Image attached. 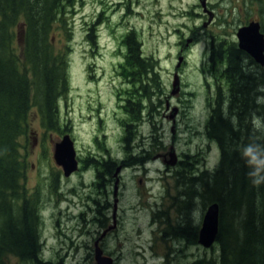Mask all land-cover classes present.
<instances>
[{"label": "rangeland", "instance_id": "rangeland-1", "mask_svg": "<svg viewBox=\"0 0 264 264\" xmlns=\"http://www.w3.org/2000/svg\"><path fill=\"white\" fill-rule=\"evenodd\" d=\"M242 1L207 0V5L210 2L216 8L218 19L203 32L200 29L207 18L197 17L203 14L199 0H76L73 7L66 9L63 24L55 29L52 42L54 52H66L67 93L58 100L57 110L59 126L70 127V131L60 136L57 132L46 133L38 113L32 111L27 138L21 140V152L26 160V187L30 194L35 190L39 196L40 249L45 263L94 264V242L104 225L106 228L114 218L119 237L101 243L119 258L116 264H135L138 235L147 239L149 231L160 229L157 224L148 223V214L156 220L174 217L181 212L173 205L181 201L179 208L183 209L185 217L200 213L203 216L206 208L203 209L198 189L189 188L186 197L182 196L179 182L182 175L211 173L221 159L217 143L206 133L213 74L208 62L209 41L203 34L215 36L219 41L235 38L233 34L239 22L233 24L234 7H244ZM245 1L252 9L248 14L258 17L257 12H262L260 20L264 30V4ZM244 19L240 15L238 21ZM128 32L134 33L143 57L152 63L151 71L145 76L125 77L122 70L118 48L121 37ZM90 35L95 45L89 41ZM21 42L17 38L18 50ZM179 58L182 61L178 66ZM221 71L219 67V75ZM175 73L179 88L173 94ZM219 78L221 80V75ZM262 80L257 111L247 118L252 124L253 136L260 140L264 137V78ZM148 89L154 92L149 99ZM125 99L138 101L145 108L144 116H138L139 107H133L132 115L139 122H134L132 138L137 137L143 148V164L147 165L145 171L129 168L122 172L119 201L112 213L113 198L109 197L110 203L105 204L102 201L105 191L91 184L92 168L83 170L79 165L76 173L63 178L53 162L52 145L69 134L79 161L88 151L107 149L122 153L119 144L122 125L131 122L120 108ZM166 100L171 108H177L164 110ZM149 101L155 104L150 110L145 107ZM230 117L232 125L236 126V118ZM158 145L165 149H158ZM170 148L180 157L183 153L186 155L184 160L188 166L182 172L181 169L169 171L151 161V157L169 152ZM192 193L196 195L191 196ZM160 199L164 201L165 210L154 211V200L159 204ZM216 255L219 264V246ZM4 260L5 264H33L14 256Z\"/></svg>", "mask_w": 264, "mask_h": 264}, {"label": "trees", "instance_id": "trees-1", "mask_svg": "<svg viewBox=\"0 0 264 264\" xmlns=\"http://www.w3.org/2000/svg\"><path fill=\"white\" fill-rule=\"evenodd\" d=\"M75 1L0 0V264L7 256L46 264L38 259L39 196L26 187L21 140L27 138L32 111L46 133H63L57 101L67 92L66 52L53 51L52 35ZM17 38L22 41L19 50ZM88 39L95 45L91 35ZM125 42V77L147 75L152 63L143 57L136 36L130 33ZM217 44L209 64L226 59L219 63L228 67L225 75L232 78L227 81L230 97L227 107L218 104L212 111L206 133L217 143L221 159L211 173L182 175L178 181L185 197L189 188L198 189L203 209L218 204L219 264H264V137L255 139L247 121L257 111L264 77L242 72L247 54L236 43L221 39Z\"/></svg>", "mask_w": 264, "mask_h": 264}, {"label": "flooded vegetation", "instance_id": "flooded-vegetation-1", "mask_svg": "<svg viewBox=\"0 0 264 264\" xmlns=\"http://www.w3.org/2000/svg\"><path fill=\"white\" fill-rule=\"evenodd\" d=\"M242 5H244V7H237V9L236 7H234L236 13L235 16L233 17V24L235 22L237 23L239 22V27H243L245 25H248L249 23L256 22L261 26L262 24L260 19L262 12L260 13L258 11L257 12L258 17H255L252 13L248 14V11L249 10L252 11V9L249 4H246L245 0L242 1ZM200 8L202 9V7ZM207 8L213 12V19L209 24H207L208 15L203 11V9H202L203 14H197V17L200 19L205 20V18H207L206 21H203L202 28L200 29L201 32H203L204 29L209 27L218 19L216 8L213 7V5L210 2H208ZM240 15H243L245 17L243 21H238ZM239 27H237L236 32ZM261 30L264 33L262 27ZM236 32L233 34L235 38L231 37L229 41L236 43L237 45ZM130 33L134 34L133 32H128L126 35H123L121 37V47L123 48V51L121 50V47L118 50V53L124 60L128 55L125 39L126 36L129 35ZM203 36L205 38L207 37L206 40L209 41V54H208L209 55L208 62H209L210 58L212 57V53L217 52L216 46L218 45L217 43L219 42V40H217L215 36H211L208 34L207 35L203 34ZM248 56L249 55L243 56V59L241 61L242 72L245 73L246 71H249L258 74L259 77H262L264 68L254 63L253 62L254 60L249 58ZM219 61L225 62L226 59L224 57H221L219 60L216 59L213 63H211L210 73H212L213 75L211 77L212 92H211V104H210L211 105L210 118L212 115V111L216 110L215 107L218 106V104L224 105V107L228 106L229 97H230V89H229L230 84H228L227 81H231L232 78L228 79V77L225 75V72L228 69V67L223 63H219ZM219 67L222 69L220 73L222 77L221 80L219 78L220 75L218 72ZM149 72L150 71H148V73ZM220 82L221 83L225 82L226 85L223 87V84L220 85ZM245 83H248V81H246ZM260 91H262V88L258 90V93ZM152 93L154 92L148 89V91L146 92L148 99ZM147 105H145V107L148 110H150L151 105L155 106L153 102H150V104ZM135 106L139 107V110L136 111V114L138 116L141 115L144 116V114L142 113L145 110V108L138 101L132 102L130 100L126 101L125 99L123 106H120L123 112H125L131 118L130 123H126L125 125H122L123 134H121L119 138V144L121 145L123 150L122 153H116V152L113 153L112 151L107 149H103V151H88L87 156L84 159L80 161L78 159V162L83 170H87L89 167L92 168L93 179L91 181V184L97 185L98 187L101 188V190L105 191V195L102 200L105 204L110 203L109 197H112L114 200L113 191L115 186H117V199L119 201L118 194L122 186L123 171L129 168L142 169L143 171H145L146 169L147 164H143L144 159H142V153H141L143 148L139 146L137 142V137L132 138V136L134 135V132H132V130H134L135 128L134 122L135 123L139 122L132 115V113L134 112L133 107ZM173 108H177V107H173ZM173 108L170 107L169 101L166 100L164 104V110L169 111L171 109L172 111H174ZM176 111H178V109ZM145 116H147V113L145 114ZM172 120L173 122H175L174 119ZM150 124H152V121L150 122ZM139 147H140V151L137 150ZM159 147H162V150L165 149L163 146L158 145L157 148L159 149ZM172 149L173 148H170L169 150ZM169 152L166 151L165 153L162 152L157 153L156 155L151 157V161L158 162L161 166L167 167L169 171L170 170L179 171L181 169L180 170L181 172L185 166H188V164H186L184 160L186 155L183 153L182 156L180 157L178 154L174 152V150L173 152L176 157L175 165L170 166L168 164V162L170 161L168 155ZM122 157H124V159H122ZM117 168H119L118 172H117ZM116 172H117V176L115 177L114 174ZM107 189H109L108 192ZM182 196H185V194H182ZM178 203L179 204L173 205V207H177L181 213L174 217L165 216L163 217L162 220H156L154 216L148 214L147 217L148 223H155L160 227V229L155 231L154 230L149 231L148 232L149 236L147 239H144L143 236L140 237V235H138L139 244L136 246L137 251L134 254L137 258L135 264H218V259L216 255V251L218 250L217 239L215 238L209 247L203 246V244L200 241V227L203 217L202 213H200L199 216L189 214V218H187L182 212L183 209L179 208L181 206V201H178ZM192 203L193 201L188 204V208L192 205ZM164 207H165L164 201L160 199L159 204L156 202V200H154L153 208H155V210L152 208L151 209L154 211L162 212L165 210ZM116 227H117L116 220H112L111 224L107 225L106 228L104 225V229L102 233L94 242L95 248L98 247L101 250L103 256L112 259V264H116V261L119 260V258H117V256H114L112 253L108 252L105 249L104 246L105 244L101 242H104L107 239L109 240L110 238H115V239L118 238L119 235L117 234V230H115Z\"/></svg>", "mask_w": 264, "mask_h": 264}, {"label": "water", "instance_id": "water-1", "mask_svg": "<svg viewBox=\"0 0 264 264\" xmlns=\"http://www.w3.org/2000/svg\"><path fill=\"white\" fill-rule=\"evenodd\" d=\"M200 5L204 8L205 12L209 15L207 24H209L213 19V13L206 9V1L207 0H199ZM206 26V25H204ZM236 37L238 40V48L244 52H246L258 65H264V34L260 31V25L256 22H252L246 26H243L238 29L236 33ZM182 58H179L178 66ZM178 75L174 74V81L172 83L173 86V94L178 92ZM171 156V161H169V165L173 166L175 164V156L173 151L169 153ZM54 159L57 165L61 166L64 175L67 177L77 168V163L74 157V151L72 148V143L65 137L60 144H58L54 149ZM218 215H219V207L218 204L214 203L208 206L207 211L203 218V225L207 219L209 223L207 227V233L204 234L201 241V233L200 231V241L205 247H209L211 243L216 238L218 232ZM207 234V235H206ZM95 260L97 264H111L110 261L101 257V252L97 248L95 250Z\"/></svg>", "mask_w": 264, "mask_h": 264}, {"label": "bare ground", "instance_id": "bare-ground-1", "mask_svg": "<svg viewBox=\"0 0 264 264\" xmlns=\"http://www.w3.org/2000/svg\"><path fill=\"white\" fill-rule=\"evenodd\" d=\"M209 223L207 222V219L205 221V224L203 225V228H202V233H201V241H202V237L204 236L205 233H207V227H208ZM207 235V234H206Z\"/></svg>", "mask_w": 264, "mask_h": 264}]
</instances>
